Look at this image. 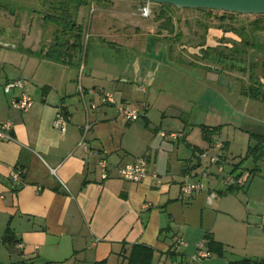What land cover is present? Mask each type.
<instances>
[{"label":"crops","instance_id":"0c3cea01","mask_svg":"<svg viewBox=\"0 0 264 264\" xmlns=\"http://www.w3.org/2000/svg\"><path fill=\"white\" fill-rule=\"evenodd\" d=\"M48 17L57 18L33 16L29 31L23 26L28 19L18 23L22 50L9 37L0 39V123L11 121L14 136L13 141L0 140V264H128L136 254L145 255L147 264H185L201 245L206 249V235L222 244L223 255L210 252L193 264L264 263V146L254 151L259 143L256 135H264V115L232 103L235 109L226 113L224 124L233 129L226 131V140L218 135L221 123H200L195 134L187 126L196 103L193 93L178 92L183 80L176 69L130 53L122 67L99 50L86 60L85 52L80 66V51L72 61L74 52L62 54L56 49L55 26L49 25L47 34L41 31L40 24H46ZM99 21L90 36L106 30L121 43H139L137 34L111 35L109 24L102 26ZM155 29L148 31V45L170 36L167 27ZM176 53L186 54L185 47L176 45ZM188 60L189 71L196 72L192 66L199 60ZM200 67L209 82L220 79L216 71L222 67L209 62ZM222 71L237 77L233 70ZM16 79L23 85L5 91L4 86ZM192 81L186 80L189 92H193ZM242 81L252 87L245 74ZM94 88L112 93L118 104L139 110L140 117L126 122L115 105L101 102L100 94L80 95V89ZM233 88L229 94L237 92L235 101L243 103L242 88L236 92ZM24 93L31 98L30 107L14 108L13 100ZM58 114L67 120L64 132L53 126ZM194 121L198 122V115ZM204 127L217 129L205 133ZM171 131H183L184 136L171 140L159 134ZM216 139L224 143L226 170L230 165L232 171L240 168L241 182L220 190L208 179L207 190L182 200L184 176L198 166L201 151L214 152ZM236 156L251 158L253 168L233 163ZM139 158L146 162L142 181L116 175L117 166ZM101 159L107 162V179L101 176ZM15 169L22 172L18 181L11 178ZM177 237L184 242L178 247ZM172 246L175 255L170 254Z\"/></svg>","mask_w":264,"mask_h":264},{"label":"rangeland","instance_id":"374dc122","mask_svg":"<svg viewBox=\"0 0 264 264\" xmlns=\"http://www.w3.org/2000/svg\"><path fill=\"white\" fill-rule=\"evenodd\" d=\"M62 1L68 4L62 5L60 3ZM85 1H87L86 4L80 7V12L78 14V17H80L79 21L82 19L81 37H83V39L81 41V49L74 52L72 61H75V58H77L80 51L79 65L81 66L84 49L87 55L85 60L90 56H93L94 52L96 53V51L99 50L105 58L114 61L122 67L126 64L127 60L131 58L129 55L130 53L132 54V57L137 56L138 59H140V57H148L152 61L160 63L162 67L167 66L168 68L176 69V71H178L176 74L180 76V80H183V86L177 88L178 92H181L184 96H189V94L193 93L192 96L196 103V107L192 109L191 118L187 126L190 131L194 129L195 134L199 133L200 123L205 125H217L221 123L218 135H220L223 140H226V131L229 128L233 129L229 124H224L228 123V116L226 113L231 112V110L234 111L235 109L231 106L232 103L235 107L240 109L242 106L248 113L264 115V82L261 80L259 82L253 81L254 79L252 78V87H248V85H245L247 82L245 81L246 83H243L242 81L244 74H246L247 78L248 71L238 70L236 68L232 69L229 65L218 64L206 60L200 54V50H204L211 56H214L218 53V46L220 45L219 47L224 53L232 52L239 56L240 59L242 55H248L250 57L253 55L251 54L252 52H247V50H245V44L247 41L252 42L251 45L254 47V53L264 52V41L257 39L256 37L254 38L253 32L250 31L252 28L250 23H247L248 28L246 27L245 29L240 30L233 29L229 26L231 24L235 28L239 27V25H241L240 21L243 20V16L236 15L239 23L233 20L221 21L208 15L201 9L178 8L169 4L152 2V16L146 18L142 17L138 11L139 6L143 3L141 1ZM76 3H78V0H0V39H2L1 37H9V42L15 44L22 50L24 46L21 41V35H18L17 37V34H21L22 28L18 26V23L22 20L28 19L26 25H21L24 26V31H29L33 29V26L30 27L29 25L33 16L43 19L46 15H53V17H57L56 21H52V18L48 17L46 24H40L41 31L47 34L49 25L55 26L56 30H58L55 37H57V41L61 45L62 43L67 42L70 38H73V31L71 30L72 22L66 23L63 19L65 18L67 20L68 16L71 17L70 19H74L75 10L73 7ZM128 3L129 6H127ZM91 5L94 6L95 11L90 15L89 10ZM65 6L69 10L62 12L61 10ZM1 15L5 17H2L3 20ZM12 15H14L13 18H10ZM168 15L170 16V19L165 18ZM61 17L62 19L60 20L59 18ZM162 18H165L163 19L164 22L159 21ZM5 19H8L9 22L5 23ZM13 19H17V21L15 22ZM98 21L102 26L109 24L111 35L113 33L116 34V32L123 36L137 34L139 43L135 45L121 43L117 41L115 37L113 38L110 34L105 33V30L102 33L103 35L98 37H92L91 35L89 41L85 45V32L94 29ZM166 21H168V24L165 23ZM170 23L171 26L169 25ZM88 24L90 25L89 27H87ZM243 24H245V22ZM152 26L156 28L155 32H158L165 27H171V30H167V33L170 35L168 36L169 38L156 39L158 42L155 43L154 40L148 45V43L151 42V37L149 36L148 31ZM64 28L66 33L62 32V29ZM172 33H174V35H172ZM225 39H227L229 45H225ZM124 40L126 39H123V41ZM178 44L185 47L186 54L181 55L176 53V45ZM158 46L161 50L159 52L157 50ZM143 47H145L146 51H144ZM170 47L173 49L172 53L169 51ZM118 51L123 53V55L118 53ZM190 57L194 60H199L198 62H195L194 66H192L196 69V72L194 73L189 71L188 63L190 61L188 58ZM57 59L59 58L57 57ZM208 62L224 69H232L237 72V77L229 76V74L222 71L221 68L216 71V74L218 76L220 75V79L218 81L209 82L205 79L204 71H199L201 64L206 65ZM239 74L240 79L238 78ZM170 78L174 79L175 77L172 76L169 77V79ZM186 80L189 82L194 80L191 82L194 84L193 92H189ZM196 81L200 82L199 86ZM177 84L180 83L177 82ZM232 87H234L233 89H235V92L237 89L242 88L243 96L246 95L245 97H241L245 100H242L243 103L239 100L235 101V97H239L237 92L236 94H229L230 88L232 89ZM172 89H175V87ZM199 107H202V109L200 110ZM196 115H198V122L194 121ZM262 162L264 161H261L262 173H264V165H262ZM233 163H239L238 165L243 168H253L254 166L252 159H244V156L234 157ZM204 166H206V160H203L202 162V167ZM227 168V171H232L231 165ZM240 172V168L234 169L235 174L238 175ZM209 181L215 188L220 190L225 189L219 180L210 177ZM245 190L243 189L241 192H244ZM261 190H264V188ZM232 227L235 228V226Z\"/></svg>","mask_w":264,"mask_h":264},{"label":"built area","instance_id":"2783aa9c","mask_svg":"<svg viewBox=\"0 0 264 264\" xmlns=\"http://www.w3.org/2000/svg\"><path fill=\"white\" fill-rule=\"evenodd\" d=\"M95 11L94 6H90L89 13L90 15ZM139 14L142 17H151L152 16V2L146 1L143 2L138 8ZM90 32L86 31L84 34L85 45L89 41ZM85 49L83 51L82 64L85 55ZM23 85V81L20 79L12 80L8 82L4 89L8 91L12 87H21ZM85 93L90 95L100 94L101 102L103 104L115 105L117 111L120 116L124 118L126 122L135 121L140 117V112L137 109H132L125 107L124 105L118 104L114 95L112 93L104 92L100 88L88 89L84 91L80 89V95L83 97ZM31 98L27 94H22L20 98L17 100H13L12 106L16 109L24 110L30 107ZM53 126L55 128L60 129L62 132L66 130L67 120L62 114H58L53 121ZM89 128V125H86L84 128V132H86ZM13 123L11 121H6L4 123H0V140H8L13 141L14 136L12 133ZM161 137H167L171 140H178L179 138L184 136L183 131H171V132H160ZM224 143L223 141L216 139L214 140L213 150L214 152H210L208 150H203L199 153V166L192 167L184 176L181 182V198L184 201L189 200L194 194L207 190V181L210 176L218 177V180L225 188H229L236 183L241 182L240 176L235 174L234 171L226 170V159L223 152ZM202 160H206V166L202 167ZM98 166L102 169V178L107 179L109 175V171L107 169V162L104 159L98 161ZM215 169V171H214ZM22 175L21 170L15 169L11 172V178L13 181L20 180ZM116 175L119 178L130 182H140L146 176V162L143 158H139L134 163L127 164L125 166H117L116 167ZM66 188V186H65ZM67 189V188H66ZM183 240L180 237H177L175 240V245L178 247L183 244ZM18 247H21L22 244L18 243ZM202 246V245H201ZM198 251L192 255L190 263L185 264H193L194 262L200 261L204 258L209 257V252L207 249L201 247ZM171 264H184L181 262L173 261Z\"/></svg>","mask_w":264,"mask_h":264},{"label":"flooded vegetation","instance_id":"af4514ba","mask_svg":"<svg viewBox=\"0 0 264 264\" xmlns=\"http://www.w3.org/2000/svg\"><path fill=\"white\" fill-rule=\"evenodd\" d=\"M236 15L237 14L229 16L226 14L225 19H223L221 21L233 20V21L238 22ZM238 16H243L242 17L243 20L240 21L241 25H239V27L235 28L230 24L229 26L231 28L237 29V30L245 29L248 26L247 23H250V25H252V28L250 31L253 32L254 38L256 37L257 39L264 41V14H242L241 13V15H238ZM165 18L170 19V16L168 15ZM165 18H163V19H165ZM244 22H245V24H243ZM165 23L168 24V21H166ZM255 27H257L258 29H256ZM167 29H169V28L167 27ZM225 41H226L225 45H229L227 39H225ZM251 44H252L251 41H247L245 44V50H247V52L251 51L252 52L251 54H253V55L250 57L248 55H242L241 59L239 56L233 54L232 52L224 53L221 50V48L219 47L220 45L218 46V53L214 56L213 55L211 56L210 54H208L204 50H200V54L206 60H209V61H212V62H215L218 64L229 65L232 67V69L236 68L238 70L248 71L247 80L251 81L253 78L254 79L253 81L259 82L261 80L262 82H264V52L254 53L255 52V51H253L254 47ZM242 60L245 62V64ZM241 65H244V67Z\"/></svg>","mask_w":264,"mask_h":264},{"label":"trees","instance_id":"16d2710c","mask_svg":"<svg viewBox=\"0 0 264 264\" xmlns=\"http://www.w3.org/2000/svg\"><path fill=\"white\" fill-rule=\"evenodd\" d=\"M87 1L85 0H78V3H76L74 5V10H75V14H74V19H70L71 17H67V20L64 18L63 21L64 22H72V27H71V30L73 31L72 33V36H73V42L72 43H69L68 41L65 42V43H62L60 45V43L56 42V49H58L62 54H64L65 52H75L77 51L78 49L80 50L81 49V32H82V27L80 25H77L76 24V19H77V16H78V12H79V8L86 4ZM62 5H66L68 3L62 1L60 2ZM65 7H63V9L61 10L62 12H66L68 11L69 9ZM203 12L207 13L208 15L214 17L215 19H219V20H223L225 19L226 17V14L227 15H234V14H237V15H241V13H235V12H227V11H217V10H210V9H201ZM60 20L62 19L59 18ZM253 24V23H252ZM171 26V24H169ZM169 30H171V27H168ZM256 29H258L257 27H255ZM254 28V29H255ZM62 32L66 33V30L65 28L62 29ZM210 128V130H209ZM204 132H215V130L217 129L216 127H204ZM256 137L258 138V145L254 148V151H259L261 149L262 146H264V135H256ZM203 244L204 246L206 247L207 251L210 253V252H213V253H216L218 255H223V246L222 244L214 241L209 235H206L204 240H203ZM170 254L171 255H175V248L174 246H172L170 248ZM147 257L145 255H141V254H136V256L134 257L133 255L130 256L129 258V261H128V264H147ZM233 264H264V263H258V262H252L250 260H240L239 262H235Z\"/></svg>","mask_w":264,"mask_h":264},{"label":"water","instance_id":"95a60500","mask_svg":"<svg viewBox=\"0 0 264 264\" xmlns=\"http://www.w3.org/2000/svg\"><path fill=\"white\" fill-rule=\"evenodd\" d=\"M169 4L178 8L210 9L242 14H264V0H137ZM244 67V65H241ZM199 160V158H198ZM200 162H198L199 166Z\"/></svg>","mask_w":264,"mask_h":264}]
</instances>
